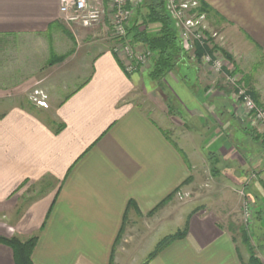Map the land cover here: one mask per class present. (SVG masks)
<instances>
[{"label": "crops", "instance_id": "1", "mask_svg": "<svg viewBox=\"0 0 264 264\" xmlns=\"http://www.w3.org/2000/svg\"><path fill=\"white\" fill-rule=\"evenodd\" d=\"M201 1L211 9L209 30L220 32L223 69L184 58L155 80L149 69L129 71L113 38L97 55L92 47L81 52L60 0H0V50L9 61H0V235H37L35 264H110L113 249L114 264H122L132 242L127 264L144 247L150 255L164 238L153 236L186 206L175 208L172 198L155 208L184 182L187 192L200 186L198 173L207 169L214 199L241 203L242 193L264 240V134L228 79L236 75L264 106V79L251 72L264 59V0ZM70 76L79 82L64 98L46 90L47 108L17 98L31 78L57 85ZM230 207L190 213L187 235L147 264H248L230 221L242 206ZM135 216L143 226L128 228ZM0 264H15L2 242Z\"/></svg>", "mask_w": 264, "mask_h": 264}, {"label": "built area", "instance_id": "2", "mask_svg": "<svg viewBox=\"0 0 264 264\" xmlns=\"http://www.w3.org/2000/svg\"><path fill=\"white\" fill-rule=\"evenodd\" d=\"M144 0H60L61 20L68 26L94 27L107 23L112 38L117 41L113 50L121 57L126 68L134 71L139 68L150 69L154 53L148 48L138 49L132 43L128 29ZM200 0H165L166 11L178 29L181 46L185 56L202 63L210 72H221L224 55L214 49L219 33L211 31L207 24V13L200 11ZM197 47L205 49L199 56ZM236 87V99L249 114L253 126L264 134V106L258 103L236 75L228 76ZM40 105H46L39 101ZM250 215V214H248Z\"/></svg>", "mask_w": 264, "mask_h": 264}, {"label": "rangeland", "instance_id": "3", "mask_svg": "<svg viewBox=\"0 0 264 264\" xmlns=\"http://www.w3.org/2000/svg\"><path fill=\"white\" fill-rule=\"evenodd\" d=\"M68 26V25H67ZM68 29L71 31L73 35H76L79 40V49L81 52H84V50H89V47H92L94 55H97L99 52L111 48L113 46V43L110 41V38H112L111 32H109L107 23L99 24L94 27H74V26H68ZM79 30V31H78ZM218 32V30H213ZM220 34V32H218ZM219 39V38H217ZM85 40V41H83ZM76 45V46H77ZM141 50V49H140ZM0 61L4 64V62H9L7 53L5 51L0 50ZM87 61H90V56L88 57ZM17 62V61H16ZM257 64L252 67V74L259 77L261 76L264 79V59L258 58L255 61ZM1 63V64H2ZM147 69V68H146ZM82 78L83 77H79ZM32 79V78H31ZM31 79L28 80L27 83H25L21 89H19L18 93L19 96L17 98H21L22 103L25 104L26 106H34V105H39V106H44L45 108L49 107L48 101L50 100V97L47 95L46 90L48 89H55V98H64L65 95L71 91V89L78 84L79 80H77V77L75 76H70L67 81L65 79L60 78L59 83L57 85L54 84H49L45 80L46 78L39 79V81L34 82ZM26 82V81H25ZM55 82V81H54ZM66 83V84H65ZM55 85V86H53ZM66 85V88H65ZM25 90L24 92H22ZM132 99L138 103L145 111L152 113V107L148 103L147 99L138 94H134ZM39 101H43L46 103V105H40ZM154 115V114H152ZM165 128V127H164ZM200 179V186H196V184L192 185V190L187 192L185 189H180L176 195L174 196L173 199V205L175 208H181L182 206H186L184 209L182 208L183 216L177 215L175 211V215L173 216L172 219H169L166 221V226L161 230L158 231L155 237V239H161L165 237V235L177 233L178 231H182L185 229L188 223V217L190 213H193L195 211H200L203 207H214L217 209V207L223 206V208H227L226 211L228 212L230 210V206H234L235 209L237 207L242 206V208L238 210V215L237 218L230 219L231 223H234L236 227L240 230L241 233V227L243 226L245 231L248 234H252V245L254 247L255 254L257 256H260L259 258L261 259L262 257L264 258V240L262 241L261 238H257L255 234V227H254V221L252 219V209H251V204L244 200V195L240 193V197L242 198L241 203H237L235 200L232 203H224V202H219L216 201L217 198L214 199V193L216 190L213 176L211 175V172L207 170L200 171L197 176ZM188 188V187H185ZM198 196L200 197L199 199ZM232 209V208H231ZM179 213L181 210L178 211ZM229 213V212H228ZM250 214V215H248ZM135 223L130 224L128 228L132 227H142L144 221L135 216L134 217ZM229 222V220H225ZM240 233L237 235V238L239 242H242V238ZM26 239V238H23ZM136 243L132 242L130 243V247H128L129 252L126 254L124 260L122 261V264H127L128 259L127 256L128 254H131L135 251L136 247H134ZM145 248V247H144ZM144 248L142 251L138 252L136 254L135 260L130 261V264H143L146 262L147 257L149 255V250L146 249L144 251ZM242 254L245 260L249 257L247 254L246 250L244 251L242 249ZM262 256V257H261Z\"/></svg>", "mask_w": 264, "mask_h": 264}, {"label": "trees", "instance_id": "4", "mask_svg": "<svg viewBox=\"0 0 264 264\" xmlns=\"http://www.w3.org/2000/svg\"><path fill=\"white\" fill-rule=\"evenodd\" d=\"M200 11L210 13L209 6L201 1ZM71 34V32H68ZM128 35L134 44H142L144 47L150 49L154 53L152 65L149 69V74L153 79L160 80L165 77L168 72L175 69L185 56L183 47L181 46L179 32L175 27L170 14L166 11L165 0H144L142 5L137 10L131 26L128 29ZM214 49H219L214 46ZM198 55L201 56L205 49L197 47ZM64 60L65 56L57 58ZM184 182L181 186H183ZM181 186L177 188L173 194L169 195L156 208L160 209L166 202L170 201ZM133 204L131 201L129 203ZM187 226L182 231L170 234L159 241L156 249L149 255L147 264L152 258L156 257L164 248L169 246L176 240L182 239L187 235ZM242 243L249 253L248 264H264L263 261L255 254L252 245V234H248L244 227H241ZM122 233L119 234L120 239ZM0 242L10 246L14 253L15 264H35L33 261V251L38 242V236L33 235L27 239H22L18 236L5 237L0 235ZM110 264H114V249L111 255Z\"/></svg>", "mask_w": 264, "mask_h": 264}]
</instances>
